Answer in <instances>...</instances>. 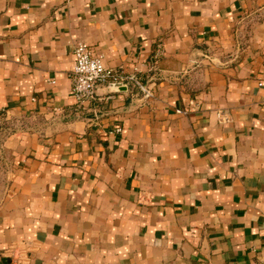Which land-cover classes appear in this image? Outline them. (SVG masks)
Wrapping results in <instances>:
<instances>
[{"label": "crops", "instance_id": "obj_1", "mask_svg": "<svg viewBox=\"0 0 264 264\" xmlns=\"http://www.w3.org/2000/svg\"><path fill=\"white\" fill-rule=\"evenodd\" d=\"M263 262L264 0H0V264Z\"/></svg>", "mask_w": 264, "mask_h": 264}, {"label": "built area", "instance_id": "obj_2", "mask_svg": "<svg viewBox=\"0 0 264 264\" xmlns=\"http://www.w3.org/2000/svg\"><path fill=\"white\" fill-rule=\"evenodd\" d=\"M156 52V57L160 55ZM74 65L70 73L72 81V94L77 107L91 104L97 96V86L107 83H132L144 98L153 95L151 87L143 82L137 69L133 72H125L123 69H114L104 65L103 56L92 51L91 46L84 41H77L74 45ZM53 82V81H51ZM35 98H32L34 100ZM178 112H181L178 110ZM186 113V111H183ZM117 131H121L117 128ZM260 264H264L260 263Z\"/></svg>", "mask_w": 264, "mask_h": 264}, {"label": "water", "instance_id": "obj_3", "mask_svg": "<svg viewBox=\"0 0 264 264\" xmlns=\"http://www.w3.org/2000/svg\"><path fill=\"white\" fill-rule=\"evenodd\" d=\"M112 85L114 87L118 88V89H122L123 87L125 89V87H126V84L125 83H120V82H118V83H112Z\"/></svg>", "mask_w": 264, "mask_h": 264}]
</instances>
